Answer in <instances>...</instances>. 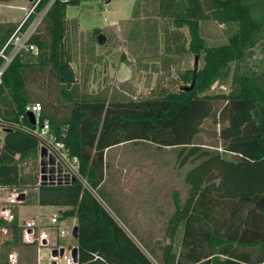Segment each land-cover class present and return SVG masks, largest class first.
Returning <instances> with one entry per match:
<instances>
[{
  "label": "trees",
  "instance_id": "16d2710c",
  "mask_svg": "<svg viewBox=\"0 0 264 264\" xmlns=\"http://www.w3.org/2000/svg\"><path fill=\"white\" fill-rule=\"evenodd\" d=\"M49 1L40 0L37 9ZM135 1L133 16L139 15L140 6L175 28H187L186 51L202 58L196 71L187 69L182 75L193 82L192 87L161 88L145 98L82 92L65 49L66 7L79 0H55L29 39L36 52L23 51L3 74L0 114L4 120L22 114L27 122L25 106L39 101L41 120H48L56 137L78 157L88 187L78 180L39 184L38 137L8 130L0 146V188L34 187L25 203L62 207V216H73L78 227L77 264H264V73L236 70L230 91L206 93L214 81L228 77L230 65L242 61L259 41L264 14L255 11L258 1ZM208 20L228 27L227 42L206 43L200 28ZM9 27L0 25V44L15 28ZM181 36L166 31L163 51H185L181 45L171 47ZM47 67L58 84L56 104L50 97L33 96L26 87L34 78L31 73ZM210 117L219 125L216 141L211 146L198 144L202 123ZM139 142L176 148L175 161L185 168L182 182L187 191L183 199L174 193L173 209L159 228L161 237H154V229H126L121 224L122 205L105 185L114 161L107 157L108 151ZM115 176L113 184H121ZM14 247H21L15 226L4 254Z\"/></svg>",
  "mask_w": 264,
  "mask_h": 264
},
{
  "label": "rangeland",
  "instance_id": "374dc122",
  "mask_svg": "<svg viewBox=\"0 0 264 264\" xmlns=\"http://www.w3.org/2000/svg\"><path fill=\"white\" fill-rule=\"evenodd\" d=\"M34 1H0V25L4 28L15 27L26 18L25 21L30 19L26 28L32 27L36 30L45 14V6L40 9L36 7L34 12L27 16ZM257 1L255 11L264 14V0ZM135 4V0H79L78 4L67 5L65 49L70 56L75 84L82 92L105 93L107 97L118 95L123 98H145L154 96L161 88L174 90L181 85L186 88L192 87L193 82L182 78L184 71L193 69L194 66L195 55L186 51L189 40L187 28H175L171 21L151 13H144L140 6L137 7L139 15L133 16ZM200 29L208 45L227 42L229 29L225 25L208 20L201 22ZM154 31H156L155 35ZM166 31L182 33L177 42H172L171 47L174 48L176 44L181 45L182 51L184 49L185 51L182 53L175 50L171 53L163 51V38ZM99 34L105 36L102 43L97 41ZM201 64L200 57L197 69ZM236 70L264 73V31L251 53L239 63H232L228 77L214 81L206 93L220 94L230 91L231 77ZM51 74L49 67L36 75L31 73L30 76L34 78L32 77L33 80L28 82L26 87L33 96H40L42 100L50 97L56 104L58 84ZM31 98L30 101H33L34 97ZM216 105L222 106V103L217 101ZM218 128L219 125H215L211 117L206 119L202 123V129L195 142L211 146L216 141L215 132ZM176 150V148L158 147L148 142L127 143L110 149L107 154L110 160L122 159L119 161L121 164L109 166L105 180L107 190L114 196L115 202L121 200L128 202L127 191L132 192L138 187L145 190L148 187V191H140L137 194L148 195L147 201L156 209L159 202L163 203L158 195L161 182L160 184H164L166 190V212L169 215L173 209L174 193L176 192L183 199L187 191V187L182 182L185 168L180 169L175 161ZM225 156L232 158V155L228 153ZM37 162L40 168L39 153ZM112 167L115 169L114 173ZM133 173L136 176L132 177ZM116 174L118 178L123 179V183L113 184L112 179L116 177ZM143 185H147L145 189ZM149 186H151L150 189ZM15 190L24 191L27 198L31 192H35V188L29 186ZM13 191L12 188H1L0 197L4 198ZM142 206L145 207V202H142ZM56 207L47 206L46 209L51 211ZM112 209H114L113 205ZM159 209H162V204ZM38 211L39 206L35 204L24 203L21 206L22 217L31 216ZM68 218L70 224L75 223L73 216ZM152 233L154 237H161L163 229H154ZM68 241L70 244L75 243L74 238H68Z\"/></svg>",
  "mask_w": 264,
  "mask_h": 264
},
{
  "label": "built area",
  "instance_id": "2783aa9c",
  "mask_svg": "<svg viewBox=\"0 0 264 264\" xmlns=\"http://www.w3.org/2000/svg\"><path fill=\"white\" fill-rule=\"evenodd\" d=\"M54 1L50 0L44 7L45 13ZM39 2L40 0L34 1L27 16L34 12ZM25 20L26 18L15 26L6 41L0 44V88L3 74L15 57L23 51L36 52V46L29 41L35 29L29 27L22 30ZM41 110L42 105L39 101L28 103L24 108L27 122L22 114L17 119L9 120L2 119L0 114V146L8 130H19L36 136L39 139L38 153L41 148H45L47 156H52L55 160L54 184H66L78 180L88 187V183L80 172L78 157L71 154L64 142L56 137L48 120H41ZM29 112L34 117L33 123L29 120L27 114ZM38 183H40V172ZM20 194H24L22 201L18 200ZM26 199L24 191L15 189L4 198L0 197V264H77L72 256L75 245L68 241V238L73 239L72 229L75 223L70 224V219L62 216L64 208L57 206L47 211V206H39L37 213L22 217L21 206ZM14 226L17 228L21 247H14L4 254L6 242L13 238ZM60 249H63L62 254ZM53 250L57 251L56 255H53Z\"/></svg>",
  "mask_w": 264,
  "mask_h": 264
},
{
  "label": "crops",
  "instance_id": "0c3cea01",
  "mask_svg": "<svg viewBox=\"0 0 264 264\" xmlns=\"http://www.w3.org/2000/svg\"><path fill=\"white\" fill-rule=\"evenodd\" d=\"M1 2H3V1H1ZM112 148H114V147H112ZM121 160L122 159H116L115 161H113V164L117 166V165L121 164L119 162ZM129 164H131V163H129ZM132 164H134V163H132ZM144 175L145 174H143V176ZM133 176H136V174L133 173L132 177ZM143 180H145V178ZM147 181H149V178ZM119 182L123 183V179L120 178ZM145 186H147V185H143L142 187H144V189H145ZM149 189H150V186H149ZM140 191H148V187H146L145 190H139L136 188L134 190H132V192H131V190H129V191H127L128 192V195H127L128 196V202H126L124 200L117 202L120 206L122 205L121 220H123V221H121V224L126 229L135 228L137 230H150V229H155V228L159 229L161 227H164L165 222H166V199H165L166 190H165V188H163V191L158 192V195L162 198L161 201H163V203L159 202V206H156V207H158L156 209L153 208L154 206H150V202L147 201L148 195L142 196L140 194H137ZM120 199H121V197H120ZM142 202H145L144 208L142 206ZM161 204H162V209H159V207H161ZM28 252H30V251H28Z\"/></svg>",
  "mask_w": 264,
  "mask_h": 264
},
{
  "label": "water",
  "instance_id": "95a60500",
  "mask_svg": "<svg viewBox=\"0 0 264 264\" xmlns=\"http://www.w3.org/2000/svg\"><path fill=\"white\" fill-rule=\"evenodd\" d=\"M109 1V0H107ZM105 40V36L103 34H99L97 36V41L99 43H102ZM197 62H198V56L195 55L194 56V66L193 69L194 71L197 70ZM29 120L33 123L34 122V117L33 115L29 112L27 113ZM55 164V160L52 156H47V151L45 148H41L40 149V153H39V172H40V183L42 185L45 184H54V179H55V172H56V168L54 166ZM18 200L22 201L24 200V194H20L18 196ZM72 236L74 239H77L78 237V227L77 225H74L73 229H72ZM63 253V249H60V254ZM77 247L74 246L72 249V256L74 257L75 261H77ZM57 251L53 250V255H56Z\"/></svg>",
  "mask_w": 264,
  "mask_h": 264
}]
</instances>
